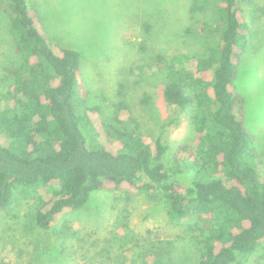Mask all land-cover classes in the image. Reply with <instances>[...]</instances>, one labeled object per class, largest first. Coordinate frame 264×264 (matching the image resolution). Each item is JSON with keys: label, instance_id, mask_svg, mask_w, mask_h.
Instances as JSON below:
<instances>
[{"label": "trees", "instance_id": "trees-1", "mask_svg": "<svg viewBox=\"0 0 264 264\" xmlns=\"http://www.w3.org/2000/svg\"><path fill=\"white\" fill-rule=\"evenodd\" d=\"M206 1L193 0L191 15ZM216 6V22L199 23L212 37L206 52L159 54L130 67L138 76L160 75L163 100L179 114L164 124L188 115L191 137L169 157L161 136L104 116L103 101L117 122L130 114L121 90L92 104L83 81L76 90L79 52L49 41L28 0H0L19 56L5 73L0 69V214L25 201L19 228L46 238L67 212L118 191L161 203L170 222L185 225L199 250L192 264H245L263 247L264 159L243 123L244 99L234 80L249 23L264 5L216 0ZM145 255L160 264L154 250Z\"/></svg>", "mask_w": 264, "mask_h": 264}, {"label": "rangeland", "instance_id": "rangeland-1", "mask_svg": "<svg viewBox=\"0 0 264 264\" xmlns=\"http://www.w3.org/2000/svg\"><path fill=\"white\" fill-rule=\"evenodd\" d=\"M255 1L264 5V0ZM28 2L37 9L49 41L79 52L76 90L83 81L90 104L101 103V95L114 97L120 90L124 94L128 117L122 115L117 122L112 106L103 101L106 118L119 127L137 122L143 134L161 136L170 146L169 157L178 142L191 137L188 115L179 123L164 124L179 114L163 100L160 75L138 76L130 67L153 63L159 54L168 59L175 52H206L212 37L201 33L199 23L216 22V0H207L193 16L189 10L193 0ZM256 11L234 86L244 99L243 123L264 159V13ZM7 28V18L0 14L1 70L19 59ZM25 205L21 200L8 215L0 214V264H155V256L145 255L146 250H154L160 264H192L199 256L198 245L185 236V225L170 222L161 203L142 195L96 194L80 209L64 214L46 238L19 228ZM245 264H264V246Z\"/></svg>", "mask_w": 264, "mask_h": 264}]
</instances>
